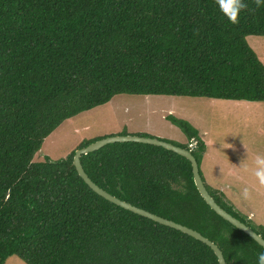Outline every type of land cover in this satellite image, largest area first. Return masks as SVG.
<instances>
[{"label":"trees","instance_id":"obj_1","mask_svg":"<svg viewBox=\"0 0 264 264\" xmlns=\"http://www.w3.org/2000/svg\"><path fill=\"white\" fill-rule=\"evenodd\" d=\"M245 2L233 25L215 0H0V264L13 256L25 264H219L203 242L84 182L75 153L99 138L65 159L35 157L63 123L117 96L264 103V62L248 42L264 37V6ZM167 120L186 135L171 143L192 151L215 201L264 238V225L215 186L201 132ZM81 163L111 195L201 233L227 264H258L264 253L210 208L191 162L177 153L114 143Z\"/></svg>","mask_w":264,"mask_h":264},{"label":"rangeland","instance_id":"obj_2","mask_svg":"<svg viewBox=\"0 0 264 264\" xmlns=\"http://www.w3.org/2000/svg\"><path fill=\"white\" fill-rule=\"evenodd\" d=\"M248 42L264 62V37L252 36ZM169 115L188 120L201 132L209 148L205 158L212 157H208L211 160L208 166L218 182L215 186L228 195L229 199L225 198L235 210L252 219L257 226L264 225V187L259 186L251 172H245L242 166L246 160L249 168L253 167L255 155L264 154V103L117 96L109 104L63 123L46 139L35 160L65 159L85 140H101L124 132L186 143V135L167 120ZM213 164L216 168H212ZM246 187L252 194L247 200L243 197ZM7 264L25 263L13 256Z\"/></svg>","mask_w":264,"mask_h":264},{"label":"water","instance_id":"obj_3","mask_svg":"<svg viewBox=\"0 0 264 264\" xmlns=\"http://www.w3.org/2000/svg\"><path fill=\"white\" fill-rule=\"evenodd\" d=\"M126 142H135V143H142L147 145H153L162 147L166 150L172 151L174 153H177L183 157H185L187 160H189L192 164L193 169V175L195 184L197 186V189L199 193L201 194L202 198L205 200V202L210 206L212 210H214L220 217H222L224 220L230 222L233 226L238 228L239 230L246 233L248 236H250L253 240H255L260 246L264 248V238L255 232L252 228H250L248 225L243 223L241 220L237 219L233 215H231L229 212H227L225 209H223L212 197L208 189L206 188V185L201 177L200 174V168L199 164L195 158V156L192 154L191 150L182 148L180 146H177L171 142H167L161 139L152 138V137H144L139 135H125V136H114V137H108L101 140H98L89 146L79 149L76 151L74 156L73 165L75 166L79 176L84 180V182L99 196L105 198L106 200L112 202L113 204L120 206L126 210H129L135 214L141 215L143 217L149 218L150 220H153L161 225L168 226L170 228L179 230L201 242L209 246L214 253L216 254L219 264H227L224 254L222 250L211 240L203 236L198 231H195L187 226H183L181 224H178L174 221L165 219L163 217H160L158 215H155L149 211H146L144 209L138 208L126 201H123L104 189H102L100 186L95 184L91 178L88 176V174L85 172L84 167L81 163V157L83 155H87L89 153L95 152L97 150L102 149L103 147L114 144V143H126Z\"/></svg>","mask_w":264,"mask_h":264},{"label":"clouds","instance_id":"obj_4","mask_svg":"<svg viewBox=\"0 0 264 264\" xmlns=\"http://www.w3.org/2000/svg\"><path fill=\"white\" fill-rule=\"evenodd\" d=\"M221 13L233 25H239L242 11L248 9V4L245 0H215ZM255 5L259 8L264 6V0H254ZM246 161V160H245ZM245 161L242 163L245 172L250 171L255 177L259 186L264 187V154H256L253 159V167L249 168ZM251 192L246 187L243 189L244 199L251 198ZM258 264H264V253H260L257 257Z\"/></svg>","mask_w":264,"mask_h":264}]
</instances>
